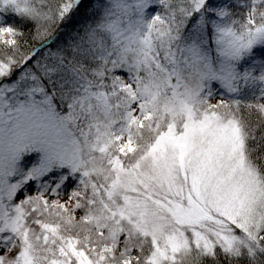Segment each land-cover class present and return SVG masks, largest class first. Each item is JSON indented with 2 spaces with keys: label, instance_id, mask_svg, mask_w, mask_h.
<instances>
[{
  "label": "snow or ice",
  "instance_id": "obj_1",
  "mask_svg": "<svg viewBox=\"0 0 264 264\" xmlns=\"http://www.w3.org/2000/svg\"><path fill=\"white\" fill-rule=\"evenodd\" d=\"M0 264H264V0H0Z\"/></svg>",
  "mask_w": 264,
  "mask_h": 264
},
{
  "label": "rangeland",
  "instance_id": "obj_2",
  "mask_svg": "<svg viewBox=\"0 0 264 264\" xmlns=\"http://www.w3.org/2000/svg\"><path fill=\"white\" fill-rule=\"evenodd\" d=\"M213 102H215V101H213ZM65 199H67V197H64Z\"/></svg>",
  "mask_w": 264,
  "mask_h": 264
}]
</instances>
